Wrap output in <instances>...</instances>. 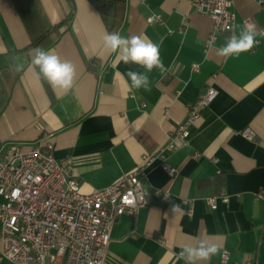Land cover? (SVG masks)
Instances as JSON below:
<instances>
[{
	"label": "crops",
	"instance_id": "crops-1",
	"mask_svg": "<svg viewBox=\"0 0 264 264\" xmlns=\"http://www.w3.org/2000/svg\"><path fill=\"white\" fill-rule=\"evenodd\" d=\"M234 9V28L207 46L213 21L191 0H123L107 16L91 0H0V149L52 144L56 156L71 158L85 192L111 184L144 154L156 152L185 121L190 103L210 83L219 88L191 125L189 143L169 152L175 173L159 158L148 167L144 184L168 188L170 199L155 198L136 214L120 215L103 264H185L179 256L182 245L195 244L202 235L220 245L206 264H221L225 249L230 252L226 264H264V198L256 197L264 188V37L257 36L248 52L217 56L246 18L260 30L264 0H234ZM72 11L45 49L75 66L73 89L65 94L31 65L36 48L31 43L32 35ZM153 13H161L162 21L150 22ZM115 19L121 21L110 27ZM105 31L146 35L159 44L168 71L149 73L105 53ZM17 62L25 65L19 73L12 70ZM128 69L148 75L151 90L131 88ZM245 127L255 131V138L242 134ZM219 190L229 200L213 208L207 197ZM171 203L183 212L172 215ZM0 264L13 263L0 259Z\"/></svg>",
	"mask_w": 264,
	"mask_h": 264
},
{
	"label": "built area",
	"instance_id": "built-area-1",
	"mask_svg": "<svg viewBox=\"0 0 264 264\" xmlns=\"http://www.w3.org/2000/svg\"><path fill=\"white\" fill-rule=\"evenodd\" d=\"M191 1L199 13L210 16L213 21L207 46L219 34L234 28L237 19L234 0ZM148 20L161 22L162 15L153 13ZM246 21L255 24L252 18ZM260 30H264V23ZM192 66L199 68L196 62ZM218 94L219 88L210 83L190 103L185 121L169 133L167 141L156 152L144 154L134 168L92 192L81 189L80 180L72 172L71 158L56 156L52 144L38 143L29 149L17 144L2 147L0 259L13 264H103L112 226L120 215L136 214L155 198L170 199L168 188L144 184L148 167L159 158L164 169L171 175L175 173V167L167 160L169 152L189 143L191 125ZM241 132L251 139L256 136L251 127ZM256 197L264 198V188L257 191ZM207 200L215 208L219 200L227 202L229 195L221 191ZM229 257L230 252L225 249L221 264L228 263ZM248 264L261 263L249 261Z\"/></svg>",
	"mask_w": 264,
	"mask_h": 264
},
{
	"label": "clouds",
	"instance_id": "clouds-1",
	"mask_svg": "<svg viewBox=\"0 0 264 264\" xmlns=\"http://www.w3.org/2000/svg\"><path fill=\"white\" fill-rule=\"evenodd\" d=\"M257 36L264 37V30H257L254 23L246 21L237 33L235 30L224 45L217 49V56L228 58L250 51L257 43ZM102 47L105 53H116L124 64H136L151 72L154 68L161 73L167 72L159 53V44L154 43L146 35L123 36L119 32H107L102 36ZM31 65L38 69V75L42 76L55 90L60 89L65 94L72 91L76 76L75 66L55 53L54 50H45L42 47L31 49ZM25 65L17 62L12 66L14 72H21ZM130 80V87L136 90H151V82L148 75L132 69L126 71ZM167 199V196H165ZM169 212L172 215L182 213L179 204L171 203ZM196 243H185L181 247L179 256L185 264H206L212 256L220 251V245L210 237L199 236Z\"/></svg>",
	"mask_w": 264,
	"mask_h": 264
},
{
	"label": "trees",
	"instance_id": "trees-1",
	"mask_svg": "<svg viewBox=\"0 0 264 264\" xmlns=\"http://www.w3.org/2000/svg\"><path fill=\"white\" fill-rule=\"evenodd\" d=\"M91 1L95 4V6L98 8V10L101 12L102 15L107 16L111 14L115 2L123 1V0H91ZM18 4H19V1H18ZM73 16H74V11H72L69 15H67V17L63 19L62 21L54 25L47 26L42 31V33H40L39 35L37 36L32 35L31 45L34 47L39 46V47H42L43 49H46L59 36L61 26L64 24H67L72 19ZM120 21L121 19H118V20L115 19L111 22H108V25L110 27H114ZM218 192H220V190Z\"/></svg>",
	"mask_w": 264,
	"mask_h": 264
}]
</instances>
